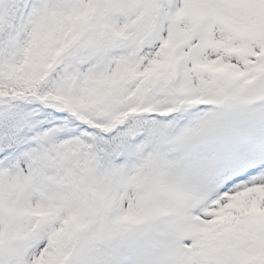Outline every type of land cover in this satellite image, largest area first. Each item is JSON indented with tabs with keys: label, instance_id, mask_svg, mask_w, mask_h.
<instances>
[{
	"label": "snow or ice",
	"instance_id": "1",
	"mask_svg": "<svg viewBox=\"0 0 264 264\" xmlns=\"http://www.w3.org/2000/svg\"><path fill=\"white\" fill-rule=\"evenodd\" d=\"M0 264H264V0H0Z\"/></svg>",
	"mask_w": 264,
	"mask_h": 264
}]
</instances>
